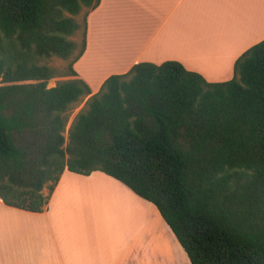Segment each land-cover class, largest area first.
Segmentation results:
<instances>
[{"label":"trees","instance_id":"obj_1","mask_svg":"<svg viewBox=\"0 0 264 264\" xmlns=\"http://www.w3.org/2000/svg\"><path fill=\"white\" fill-rule=\"evenodd\" d=\"M100 4L0 0V200L42 212L66 170L100 171L158 209L192 264H264V40L229 81L139 63L93 94L74 65Z\"/></svg>","mask_w":264,"mask_h":264},{"label":"crops","instance_id":"obj_2","mask_svg":"<svg viewBox=\"0 0 264 264\" xmlns=\"http://www.w3.org/2000/svg\"><path fill=\"white\" fill-rule=\"evenodd\" d=\"M263 40L264 0H101L74 68L93 94L139 63L176 61L208 82H225ZM118 46H138L124 67L103 74L87 67L95 48L110 60ZM0 264L192 263L151 202L103 172L66 170L42 212L0 200Z\"/></svg>","mask_w":264,"mask_h":264},{"label":"rangeland","instance_id":"obj_3","mask_svg":"<svg viewBox=\"0 0 264 264\" xmlns=\"http://www.w3.org/2000/svg\"><path fill=\"white\" fill-rule=\"evenodd\" d=\"M78 20H79V22H81V23H83V15H81L80 17H78ZM79 45L81 44V42H82V39H83V29L80 31V32H78L77 33V35L73 38ZM127 39V38H126ZM130 39V38H129ZM130 40H132V39H130ZM124 46H120V49L122 50V48H123ZM137 49H138V46H136V48H134L133 50H128L127 48L125 49L124 48V53H120L121 55H119V57H116V58H114L113 59V67L111 68V65H109V63H107L106 65H102L103 67H100L99 68V71L98 70H95V71H98V74H103L104 73V71H107V70H110V69H117V68H120V67H124L125 65H126V63L127 62H122V61H124V59H127L126 57H131V55H133L134 53H136V51H137ZM97 50H99V48H95L94 49V51H93V53H91V55H90V57H89V59L91 58V59H93V57L95 56V55H98L97 53H95V51H97ZM88 59V60H89ZM106 60H108V59H106ZM126 61V60H125ZM52 66H56V67H64V66H66L67 65V62H64V61H61V60H59V59H52L50 62H49ZM120 63V64H119ZM125 63V64H124ZM89 64L87 63V67L90 69V67L88 66ZM105 67V68H104ZM87 68V69H88ZM88 69V71H93L92 69H90L89 70ZM92 73V72H91ZM71 77H62V78H55V79H52L49 83H48V87L49 88H52V87H55L56 86V83L58 82V81H60V80H65V79H70ZM85 102H86V100L82 103V104H80V106H78L73 112H72V114H71V117H70V121H69V124H68V126H67V129H66V133H65V137H66V140L68 141V136H69V134H68V131H69V129H70V127H71V124H72V122H73V120H74V118H75V116L79 113V111L85 106ZM45 189H47V187L45 188ZM44 189V190H45ZM45 195H47L48 194V189L47 190H45L44 192H43Z\"/></svg>","mask_w":264,"mask_h":264},{"label":"bare ground","instance_id":"obj_4","mask_svg":"<svg viewBox=\"0 0 264 264\" xmlns=\"http://www.w3.org/2000/svg\"><path fill=\"white\" fill-rule=\"evenodd\" d=\"M124 48L125 47H123L122 50L120 49V46H118L117 48H113V50L109 53L110 60H106V58L103 57L102 55H95L93 57V59L90 58L89 59L90 69L97 70L100 67H103L102 65H106L107 63H113L114 58L119 57V55L124 53V51H125ZM111 65H113V64H111Z\"/></svg>","mask_w":264,"mask_h":264}]
</instances>
